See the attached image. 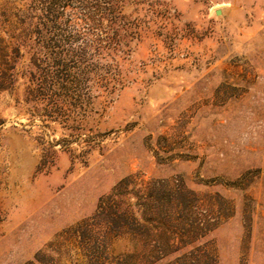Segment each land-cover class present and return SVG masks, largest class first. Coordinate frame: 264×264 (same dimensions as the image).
<instances>
[{
  "label": "rangeland",
  "instance_id": "rangeland-1",
  "mask_svg": "<svg viewBox=\"0 0 264 264\" xmlns=\"http://www.w3.org/2000/svg\"><path fill=\"white\" fill-rule=\"evenodd\" d=\"M4 73L0 264H264V0H0Z\"/></svg>",
  "mask_w": 264,
  "mask_h": 264
},
{
  "label": "trees",
  "instance_id": "trees-1",
  "mask_svg": "<svg viewBox=\"0 0 264 264\" xmlns=\"http://www.w3.org/2000/svg\"><path fill=\"white\" fill-rule=\"evenodd\" d=\"M20 49H21V44L20 45H18L16 48H15V51L17 52V53H19V51H20ZM34 65V63H33V61L29 64V67H32ZM30 72H31V74H32V70H30ZM4 76H2V77H0V79H1V85L4 83V81H5V76H6V73H4L3 74ZM140 227H139V231L140 230H142L141 232V234H146L147 236H148V234H149V228H148V226L147 225H139Z\"/></svg>",
  "mask_w": 264,
  "mask_h": 264
},
{
  "label": "water",
  "instance_id": "water-1",
  "mask_svg": "<svg viewBox=\"0 0 264 264\" xmlns=\"http://www.w3.org/2000/svg\"><path fill=\"white\" fill-rule=\"evenodd\" d=\"M221 13V11H217V14H220Z\"/></svg>",
  "mask_w": 264,
  "mask_h": 264
}]
</instances>
